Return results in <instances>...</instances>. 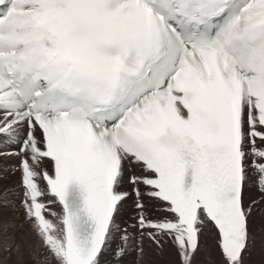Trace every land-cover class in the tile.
Instances as JSON below:
<instances>
[{
	"label": "bare ground",
	"instance_id": "bare-ground-1",
	"mask_svg": "<svg viewBox=\"0 0 264 264\" xmlns=\"http://www.w3.org/2000/svg\"><path fill=\"white\" fill-rule=\"evenodd\" d=\"M194 84L202 89L204 95L207 94L199 76L194 79ZM224 103V100L219 101L217 113L222 114L221 109ZM243 114L245 122L240 145L243 169L240 211L236 210L232 199L228 196L229 190L225 183L218 186L215 194L210 196L203 194L202 198L208 205V213L213 221H209L200 210L198 211L195 220V244L194 248H190L185 240L187 233L178 224L168 204L155 197L156 190L142 182L150 179L158 192H167L172 186L164 184L163 181H168V179L161 175V180L149 172L144 165L135 162L132 158L122 156L114 191L127 195L116 204L102 248L91 264H98L100 257L110 259V250L108 253L106 251L110 248L111 241L118 238L112 234V231L120 233L117 226L124 228L127 233L121 234V238L128 242L136 238V242L139 243L141 253L138 258L136 249V264H178L177 255L185 253L184 249L189 251L190 261L187 264H198L196 253L198 249L204 253L218 255L216 259L220 263L214 261L207 263L209 259H206L205 264H249L246 255L249 253L251 236L249 237L248 233L252 231L255 234V240L251 239L255 241V247H259L260 251L264 245V125H259L260 121L252 102L244 107ZM150 122L143 123L142 130L152 133L155 125ZM240 122L237 120L235 124ZM247 122H250L252 126H248ZM25 131L24 122L14 125L0 113V264H68L69 254L63 211L55 192L56 181L52 173L51 162L44 158H37L35 162H30L27 152L18 154L16 157L6 156L8 152L18 151ZM34 132L38 135V143L42 144L41 135L35 127ZM72 139L77 148L81 149L80 141L73 135ZM15 146H17L16 149ZM85 147L88 148L89 144ZM26 160L32 169L31 178L33 173H36L35 190L40 192V196L34 201L29 199L28 194L25 195L21 172L17 167L19 163L27 162ZM9 170H13V176H10ZM82 173L92 181L100 180V176L90 168L83 169ZM111 181L112 178L103 186L110 188ZM133 190L138 191L137 196L132 193ZM23 202L30 206L28 213L31 218L27 221V227L22 225L26 215ZM136 205H141L139 210L134 208ZM40 207L42 208L39 213L40 219L36 221L33 216L38 214ZM200 220L205 224L203 234L199 230ZM32 222L36 230L30 229ZM170 225L173 228L169 229ZM29 231L33 232L35 237ZM256 233L259 234L256 235ZM148 234L154 235L156 241H150ZM173 235L177 242L175 244L166 240V238H173ZM35 238L40 239L41 243L40 241L38 244L33 242ZM14 247L16 254H14ZM105 254H107L106 257Z\"/></svg>",
	"mask_w": 264,
	"mask_h": 264
},
{
	"label": "rangeland",
	"instance_id": "rangeland-1",
	"mask_svg": "<svg viewBox=\"0 0 264 264\" xmlns=\"http://www.w3.org/2000/svg\"><path fill=\"white\" fill-rule=\"evenodd\" d=\"M15 149L17 148V146H15L14 147ZM24 160V159H23ZM17 163V162H16ZM15 163V164H16ZM18 167V166H17ZM10 172H9V174H10V176H13V170H9ZM41 174V173H40ZM35 175H36V173H33V179H35V180H37V178L35 177ZM132 193L135 195V196H137V193H138V191L137 190H133L132 191ZM24 198H25V196H23ZM22 205L25 207V213H26V215H28V217L25 215L24 216V221H23V226L24 227H27L28 225H27V221H28V219H30L31 217H30V215H29V211H30V206L28 205V204H26V203H22ZM140 206L141 205H136L134 208L136 209V210H139L140 209ZM29 209V210H28ZM200 217H201V215H200ZM202 225H204V226H202ZM31 228L30 229H32V230H36V226H35V224H34V222H32V224H31ZM10 227H11V225H10ZM199 230H201V232L200 233H202L203 234V232H205V224H204V221H202V220H200L199 221ZM204 227V228H203ZM18 228V227H17ZM264 228V227H263ZM18 229H22V228H18ZM203 229H204V231H203ZM117 230H119V232L120 233H118V232H115V231H112V234L114 235V237H118V238H115V239H113L112 241H111V243H110V248H108V250L106 251V253H108L109 252V250H110V253H109V258L110 259H108V258H102V257H100V260L98 261V264H102V262H105V263H103V264H108L109 262V264H136L137 263V259H136V253H135V251H136V249H137V251H138V253H137V255H138V258H139V255H140V253L141 252H139L140 251V246H139V243H137L136 241H137V239L135 238H133V240L131 239L130 240V242H128V241H125V239L124 238H121V234H127V233H125V229L124 228H121L120 226H117ZM171 231V230H170ZM203 231V232H202ZM261 231V230H260ZM4 232H5V229H4ZM8 232H9V230H8ZM8 232L6 233V234H8ZM30 232V231H29ZM30 233H32V235L35 237V235H34V233L33 232H30ZM119 234V235H118ZM259 233H256V235H258ZM254 233H252V231H250L249 233H248V236L250 237V244H249V246H250V249H249V253L246 255V259H247V262H249V264H264V245L262 246L263 247V249H262V251H260V249H259V247H255V238H254ZM147 237H148V239L150 240V241H152V242H154V241H156V239H155V237H154V235H152V234H148L147 235ZM150 237H151V239H150ZM248 237V238H249ZM42 238V237H41ZM140 238H142L141 237V235H140ZM251 238H253V239H251ZM116 239H117V241H116ZM166 240L167 241H170V242H174V244L175 243H177L175 240H174V235H173V238H166ZM262 240V239H261ZM39 241H40V239H36L35 238V241H33V242H35L36 244H38L39 243ZM54 242H57V241H54ZM116 242H118V243H116ZM40 243H41V241H40ZM114 243V244H113ZM116 243V244H115ZM131 244H132V246H134V247H132L131 246ZM113 248V249H112ZM183 248V247H182ZM15 249V247L13 248V250ZM58 249H60V248H58ZM184 249V248H183ZM122 250H123V253H121L122 252ZM185 251V253H183V254H180L179 253V255H177V262H178V264L180 263V264H187V262L189 263V259L190 258H188V254H189V251H187L186 249H184ZM141 251H142V249H141ZM200 251V252H199ZM190 252H193L194 253V251H190ZM17 253V251H16V249H15V251H14V254H16ZM197 253V255H198V264H205L206 263V261L208 260V262L207 263H210V262H212V261H214V262H216V263H220L217 259H216V256L218 257V255L216 254V253H214V254H209V253H207V252H202L200 249H198V252H196ZM206 253L208 254L207 255V258L205 257V255H206ZM134 255V256H133ZM185 255V256H184ZM201 255V256H200ZM210 255V256H209ZM107 256V254H105V257ZM131 257V258H130ZM186 257V258H185ZM211 257V258H210ZM214 258V259H213ZM101 259H102V261H101ZM104 259V260H103ZM186 259H187V261H186ZM207 259V260H206ZM107 260V261H106ZM119 260V261H118ZM184 261H186L185 263H184ZM35 264H46V263H35Z\"/></svg>",
	"mask_w": 264,
	"mask_h": 264
}]
</instances>
